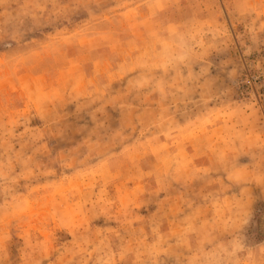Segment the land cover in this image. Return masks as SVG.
Listing matches in <instances>:
<instances>
[{"label":"rangeland","instance_id":"rangeland-1","mask_svg":"<svg viewBox=\"0 0 264 264\" xmlns=\"http://www.w3.org/2000/svg\"><path fill=\"white\" fill-rule=\"evenodd\" d=\"M0 264H264V0H0Z\"/></svg>","mask_w":264,"mask_h":264}]
</instances>
